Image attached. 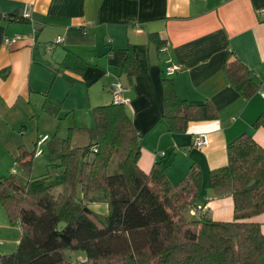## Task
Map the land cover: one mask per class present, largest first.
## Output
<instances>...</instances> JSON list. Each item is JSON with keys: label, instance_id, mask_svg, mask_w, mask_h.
<instances>
[{"label": "crops", "instance_id": "crops-1", "mask_svg": "<svg viewBox=\"0 0 264 264\" xmlns=\"http://www.w3.org/2000/svg\"><path fill=\"white\" fill-rule=\"evenodd\" d=\"M262 9L264 0H0V177L11 176L16 159L28 151L20 136L37 116L34 145L45 136L71 135L72 148L88 147L94 109L112 104L111 85L118 81L140 136V168L150 174L163 162L174 186L199 170L196 203L215 222L232 223L234 199L215 197L210 175L228 165V146L245 134L264 149V128L255 127L264 115ZM16 35L23 40L4 45V38ZM58 37L63 43H56ZM236 60L257 86L249 99L225 73ZM170 62L183 68L173 77L165 74ZM167 88L191 105H210L216 118L171 124ZM48 99L56 110L46 109ZM200 134L208 139L202 150L194 146ZM77 195L83 196L81 186ZM249 222L259 224L264 236V213ZM21 238L20 224L0 203V257L14 253Z\"/></svg>", "mask_w": 264, "mask_h": 264}, {"label": "trees", "instance_id": "trees-1", "mask_svg": "<svg viewBox=\"0 0 264 264\" xmlns=\"http://www.w3.org/2000/svg\"><path fill=\"white\" fill-rule=\"evenodd\" d=\"M225 73L245 98L257 92L250 70L240 61L226 65ZM171 82L165 80L166 85ZM169 90L164 101L165 118L171 124L186 126L190 121L216 118L210 105H191ZM48 100L46 109L56 110L55 103ZM94 120L88 148H72L71 135L55 136L47 142L51 166L64 172L60 182L51 184L48 178H41L24 184L16 174L0 179V203L22 229L16 251L1 256L0 264L260 262L264 236L260 225L249 220L264 213V149L253 137L245 134L231 143L228 165L211 172L214 196L234 199L235 220L219 223L205 206L196 203L202 186L199 170L193 169L183 184L174 186L166 177L163 162L156 163L150 174L140 168V136L126 106L112 102L97 107ZM255 127L264 128V115ZM35 153L36 149L21 154L17 164L31 171ZM59 184L64 185L63 192L55 195L53 190ZM78 186L82 197L77 195ZM102 203L109 207L105 218L89 207ZM189 210L194 211L191 221L184 217ZM60 223L67 225L61 231ZM66 252L84 257L73 258L74 262Z\"/></svg>", "mask_w": 264, "mask_h": 264}, {"label": "rangeland", "instance_id": "rangeland-1", "mask_svg": "<svg viewBox=\"0 0 264 264\" xmlns=\"http://www.w3.org/2000/svg\"><path fill=\"white\" fill-rule=\"evenodd\" d=\"M38 116L36 118H32L30 121H34V126L31 122L28 123L24 130L25 135H21L20 138L24 141L23 144L26 145L28 152L32 153L36 149V145H34L39 136V129L36 128L35 124L38 122ZM47 145H45L42 150L44 151V155L40 158H35L33 161L32 169L31 171L25 170L20 164L15 163L13 165V169L16 170L17 177L16 179L24 184L28 183L30 180H36V179H41V178H48L49 183H57L60 182L63 177H64V172L63 171H56L52 166L51 158L49 155V152L47 148H45ZM88 148V147H87ZM2 168V167H0ZM41 176V177H40ZM58 176L61 179H58ZM0 178H7L10 179L11 177H0ZM2 180V179H1ZM63 186L59 184L55 190H53L54 194L58 195L60 192H63ZM79 196V195H78ZM80 197V196H79ZM96 214H98L101 218H105L109 214V207L107 204L102 203V204H90L89 206ZM185 219L188 221H191L194 219V217L191 214L190 211H186L184 215ZM79 252L76 253H71V252H66V256L72 257L70 259L73 260V258H78L80 254ZM74 261V260H73ZM75 262V261H74Z\"/></svg>", "mask_w": 264, "mask_h": 264}, {"label": "built area", "instance_id": "built-area-1", "mask_svg": "<svg viewBox=\"0 0 264 264\" xmlns=\"http://www.w3.org/2000/svg\"><path fill=\"white\" fill-rule=\"evenodd\" d=\"M261 12L263 13L264 15V9L261 10ZM24 18L25 19H29L30 18V10L29 9H26L25 12H24ZM23 40V36L21 35H16L12 38H9V37H6L4 38V45L5 46H11V45H15L17 44L19 41ZM64 39L63 37H58L57 38V41L56 43L57 44H61L63 43ZM53 49V47H49V50L51 51ZM183 68L181 65H176V64H173L172 62H170L166 69H165V74L167 77H173L174 75H176L178 72L182 71ZM126 89L125 87L118 81L116 82H113L112 85H111V93H112V96H113V103L116 104V105H128L129 104V100L125 99L124 98V93H125ZM49 141V137L48 136H45V137H42L41 139L38 140L37 142V148H36V153H35V157H40L44 151L42 150V148L47 144V142ZM194 146L197 148V149H204L205 147L208 146V139H207V135L206 134H200V135H197L196 138H195V141H194ZM12 174H16V170L15 169H12ZM83 262H85L86 260L83 259L82 260Z\"/></svg>", "mask_w": 264, "mask_h": 264}, {"label": "water", "instance_id": "water-1", "mask_svg": "<svg viewBox=\"0 0 264 264\" xmlns=\"http://www.w3.org/2000/svg\"><path fill=\"white\" fill-rule=\"evenodd\" d=\"M254 184V182H252L249 186H252ZM67 225L66 223H60L59 224V231H61L63 228H65Z\"/></svg>", "mask_w": 264, "mask_h": 264}]
</instances>
